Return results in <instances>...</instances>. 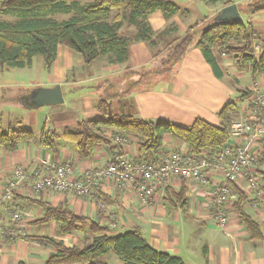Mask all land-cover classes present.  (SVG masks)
I'll return each instance as SVG.
<instances>
[{
  "label": "trees",
  "instance_id": "obj_1",
  "mask_svg": "<svg viewBox=\"0 0 264 264\" xmlns=\"http://www.w3.org/2000/svg\"><path fill=\"white\" fill-rule=\"evenodd\" d=\"M198 1L213 7L218 6L219 9L235 3L234 0ZM246 9L251 14L258 13L264 11V3L257 7L249 3ZM155 13H160L164 20L168 21L179 15L181 9L171 0H95L87 4L77 1L66 3L62 0H0V69L1 71L5 67L31 69L33 60L40 58L45 69L50 72L57 59L59 47H65L72 54L80 55L83 64L88 67L102 59L107 61L108 65L124 64L129 60L131 45L146 43L150 47L153 46L155 33L147 20ZM55 14H73V16L66 21H56L50 18ZM3 16L12 17L14 21H4L1 19ZM213 19L214 17H205L201 24L191 23L185 35L168 41L167 54L157 64L156 69L132 70L129 74L137 75L139 80L142 79L144 83L150 84L152 77L161 78L169 75L173 66L182 61L190 48L196 47L218 79L222 76L218 63L224 56L230 57L238 73L249 69L254 82L260 75H264V40H261V35L241 20L214 24ZM123 28H131L134 32L130 36L124 35L121 33ZM138 83L140 82L128 83L124 90H119L113 80L102 79L95 84L96 87L94 86L97 90L103 88V94L98 97L95 106L99 116L97 119L78 122L76 129L64 128L61 132L49 131L43 124L36 139L30 131L9 126L6 132L0 129V149L6 154H14L21 144L36 142L39 148L55 156L56 142L63 140L74 145L76 157L83 161L93 156L97 146L107 145L112 154L117 152L116 148L111 146V141L103 137V130H110L113 135L120 137L137 139L136 163L153 161L155 153L161 149L165 136L183 142L190 154H199L204 149L225 147L231 122L238 113L234 104L229 103L219 111L218 125L196 119L190 126L180 127L169 122L153 123L133 119L131 115L114 114L112 102L118 101L120 104L121 99L129 97L132 88ZM10 91L4 88L0 93L9 97ZM251 96L252 92H242V97L245 99ZM17 99L16 95L14 100ZM255 109L254 105L248 104V111ZM39 162L32 164L37 170H41ZM252 164L256 169L255 175L264 183V170L261 169L264 166V156H253ZM161 185L155 192V197L160 201L156 207L164 212L178 211L186 215L188 186L185 181L181 180L175 186ZM230 188L237 196L231 213L249 232L250 239H260L259 225L245 210L246 205L251 203L248 201L247 193L241 192L234 185ZM49 192L75 196V193L70 191L50 190ZM42 193L43 191H39L33 194ZM24 194L26 197L15 196V199L9 203L12 211L20 212L24 216L26 209L35 204L39 205L41 218L31 222L30 225L53 223L54 237L32 236L22 231L16 237L3 235L0 244L25 240L48 248L52 253L44 264H109V257H115L121 264H184L179 257L152 248L138 227L133 226L123 233L113 234V230L120 227L114 215L111 217L104 215L102 206L115 205L119 195L115 194L112 198L103 194L100 185L87 196L75 197L86 198L92 195L100 217L112 218L107 226L100 225V219L77 216L65 205L53 207L45 200L33 199L29 197V193ZM84 228L93 236L86 246L69 247L57 239L78 233Z\"/></svg>",
  "mask_w": 264,
  "mask_h": 264
},
{
  "label": "crops",
  "instance_id": "obj_2",
  "mask_svg": "<svg viewBox=\"0 0 264 264\" xmlns=\"http://www.w3.org/2000/svg\"><path fill=\"white\" fill-rule=\"evenodd\" d=\"M173 1L180 7L181 13L168 21L164 20L160 13L149 16L148 24L155 33L153 46L150 47L146 43L131 45L129 60L124 64L108 65L107 61L100 60L88 67L80 63L77 76L70 79V74L74 72L75 55L65 47L58 48L57 59L49 72V80L52 85H59L61 89L77 85L89 89V97L85 98L84 101H80L78 96L75 99L76 113L81 114L85 121L91 117H99L95 106L98 97L103 94V88L97 90L95 84L105 78L113 80L119 90H124L128 83L140 82L132 88L129 97L121 99L120 104L118 101L112 102L114 114L118 116L131 115L133 119L142 121L159 118L161 122L176 125L173 119L179 120L182 117L175 116V114L183 113L185 115L183 117L190 120L186 127L190 126L196 119L218 125L217 114L227 104H234L238 113H243L247 109L249 99L242 97V92L260 90L264 92V75H260L254 82L250 70L247 69L243 73H238L228 56L222 57L218 63L222 75L218 79L196 47L190 48L182 61L173 66L169 75H164L161 78L152 77L150 84L144 83L141 81L142 79L139 80L137 75L129 74L132 70L156 69L157 64L167 54L169 48L166 45L168 41L185 35L191 23L201 24L205 17H215L221 10L218 6L213 7L198 0ZM234 1L242 23L258 32L261 35V40H264V11L251 14L249 10H246L249 0ZM250 15L252 16L250 17ZM133 32L131 28H123L121 31L122 34L128 36L132 35ZM256 51H258V48H256ZM2 87L7 86L0 85V90L4 89ZM8 89L11 90L10 94L15 90L17 92L14 94L22 91L16 94L18 98L20 94H24V91L20 88L8 87ZM11 99L15 101L14 98L11 97ZM235 99L237 102L233 103ZM89 104L90 107H88ZM65 113L63 112V114ZM58 114L63 115L60 111L59 113H52L51 116ZM63 117L60 121L61 127L64 126L65 122ZM132 139L137 141L135 138ZM174 139L176 138H173L172 141ZM261 141L256 145L252 142L249 143L248 139L243 140L242 143L248 149L254 147L252 150L254 156H264V139H261ZM135 145L127 143L122 146V149L125 151L131 150L133 154L137 155ZM56 148L57 154L55 156L47 153L45 149L34 146L33 142L21 144L19 150L14 154H6L0 149V186H4V181L9 176L8 172L14 166L29 165V168H34L35 166L32 164L40 160H50L54 163L80 162L83 168L103 166L115 159V156L122 155L123 152L121 149L116 148L115 150L118 153L112 154L111 150H108V152L105 147L97 146L90 159L80 161L74 153V148L71 149L70 146L58 142ZM256 160L259 161L257 158ZM261 169L264 170V166ZM194 187L188 186L186 215H182L178 211L168 212L166 210L164 212L156 206H142L133 193L113 190L111 184L100 188L103 194L112 196V198L115 194L119 195L118 202L115 205H110L113 209L114 219L120 227L114 229L113 234H118L120 230H127L133 226L138 227L142 234L148 229L149 241L147 242L152 248L179 257L184 264H264V202L258 198L256 192L251 191L246 194L248 201L251 203L246 205L245 210L260 227V239L252 240L249 232L238 221H232L224 231L210 225L207 207L204 205L201 196L196 194L197 190L202 192L206 188L199 186V189H194ZM16 196L26 197L25 194H17ZM29 197L45 200L53 207L60 204L65 205L77 216L100 219V225H109L108 219H105L107 217H100L95 205V198L92 195L86 198H76L71 194L59 195L46 191L34 196L29 195ZM124 198L130 206L122 209L119 206H122L121 201ZM18 203L19 201H17ZM38 206L35 204L29 207L22 216L20 226L24 233L30 227L34 229V226H38L30 225L31 222L41 218V210L36 209L39 208ZM105 213L107 212L105 211ZM25 214L27 215L25 216ZM164 219H169L171 225L168 227H175V232H172L173 229L169 230L168 227L164 226L166 222ZM52 227L54 231V224ZM110 228L112 229V226ZM185 228L200 234V240H198L197 248L194 250L186 243L185 234L189 232ZM165 229L168 230V233L171 232V236L168 235ZM92 238L93 236L84 228L78 233L58 237L57 239L63 241L69 247H83L88 245ZM51 253L50 249L43 248L34 242L17 240L10 244H0V264H18L19 262L44 264ZM193 254H195V257H193ZM108 262L109 264H121L115 257H109Z\"/></svg>",
  "mask_w": 264,
  "mask_h": 264
},
{
  "label": "built area",
  "instance_id": "obj_3",
  "mask_svg": "<svg viewBox=\"0 0 264 264\" xmlns=\"http://www.w3.org/2000/svg\"><path fill=\"white\" fill-rule=\"evenodd\" d=\"M248 103L256 109H245V116L239 114L232 120L223 149H204L199 154H190L183 142L178 139L172 141V137L165 136L153 161L136 163L137 155L122 149L127 143L135 145L136 140L103 130V137L123 151L106 165L83 168L80 162L41 160V170L29 168V165L10 168L4 186H0V239L3 235L16 237L23 231L20 226L22 214L12 211L9 205L17 194L31 195L53 190L70 191L75 196L84 197L98 185L104 188L111 184L113 190L134 193L140 205L154 207L160 202L155 197L156 189L161 184L175 186L181 180L188 186H195L194 189H199V186L206 188L202 192L197 190L196 194L201 196L207 207L210 225L224 231L232 221L237 222L231 213L237 200L230 188L232 185L243 193L255 191L264 202V183L255 175L256 169L252 164L254 147L248 149L242 143L248 139L249 143L256 145L264 139V92L253 91ZM178 144H181V149L177 147L174 150ZM121 203L123 208L130 206L125 198Z\"/></svg>",
  "mask_w": 264,
  "mask_h": 264
},
{
  "label": "rangeland",
  "instance_id": "obj_4",
  "mask_svg": "<svg viewBox=\"0 0 264 264\" xmlns=\"http://www.w3.org/2000/svg\"><path fill=\"white\" fill-rule=\"evenodd\" d=\"M62 1L66 3L77 1L81 4H87L95 0H62ZM241 1H244V0H241ZM249 3L253 4V7L255 6L257 7V6L262 5L264 1L249 0ZM72 16L73 14H70V15L55 14L53 16H50V18L56 21H66V20H69ZM251 16L252 15H250V17ZM1 19L4 21H8V22L14 21V18L9 17V16H3L1 17ZM80 63L83 64V60L80 55L76 54L74 56V72L70 74V79H72V77L74 76H77V73L80 70V66H79ZM49 78H50L49 72L45 69L43 62L40 58H36L33 60L31 69H17V68H9V67H5L4 70L2 71L0 69V85L7 86V87H2V88L15 87V88H20L24 91V94H20L19 98L16 101H12L11 97L15 98L16 97L15 95L21 93L22 91L14 94L15 92H17L15 90L11 94L9 93V97H5L3 96V94L0 93V118H1L0 129L2 132H6L10 126L11 128H14V129L30 131L35 135V139H36L38 138L39 131L43 124L46 125V129L49 131L61 132L64 128L74 130L76 129V124L78 122L85 121L84 117L81 114L76 113V105H75L76 104L75 99L77 98V96L79 97L80 101H84L85 98L89 97L88 92L90 91L85 86L77 85L71 88H62L61 90H62L63 99H64V103L62 105L42 107L36 110L25 109V102L23 101V96L27 95L29 92H31L32 90L36 88H49V86L52 85ZM235 102H237L236 99L234 100L233 103ZM88 107H90V104ZM60 111L62 114L63 112H66V113L63 115L58 114L56 116H51L52 113H59ZM239 114L245 116L247 113L239 112L237 113L236 117H238ZM62 116H64L63 119L65 121L63 127H61V122H60L62 120L61 119ZM157 116L159 117V114ZM175 116L182 117L179 120L173 119L176 125L183 126V127H186L188 125L190 120L189 118H184L183 116L185 115L183 113L175 114ZM95 118L97 119V117H91L89 120H94ZM145 121H151V122L157 123V122H161V119L159 118L158 119H145ZM57 142L59 144H65L67 146H70L71 149L74 148V145L72 143L65 142L63 140H59ZM33 145L37 146L36 142H33ZM101 147H105L107 151L109 150V147L107 145H101ZM177 147L180 150L181 144H178L177 146H175L174 150H176ZM34 195L36 194H33V196ZM30 196H32V194ZM36 209L38 210L39 208H36ZM102 211L103 212L106 211L107 213L105 214H107L109 217L113 215L112 206L108 204L104 205ZM111 220L112 219L110 218L108 219L109 224ZM164 220L166 221L164 226L170 227L171 224L169 223V219H164ZM52 225L53 224L48 223V224L34 226V229L30 227L27 230V232H25V234L54 237ZM169 230H172V232L173 231L175 232V227L169 228ZM185 230L189 232L185 234L187 245L192 247L193 250L196 249L197 242H199L198 240H200V234L198 232L189 230V228H185ZM124 231L126 230L123 229V230H120L119 232L123 233ZM166 232L168 233V230H166ZM168 235L171 236V232H169ZM143 236L147 241H149L148 229L145 230V233L143 234ZM193 257H195V254H193Z\"/></svg>",
  "mask_w": 264,
  "mask_h": 264
},
{
  "label": "water",
  "instance_id": "obj_5",
  "mask_svg": "<svg viewBox=\"0 0 264 264\" xmlns=\"http://www.w3.org/2000/svg\"><path fill=\"white\" fill-rule=\"evenodd\" d=\"M236 4H232L222 8L214 17L213 23H228L240 21ZM25 102V109L36 110L42 107H51L55 105H62L64 103L63 94L59 85L50 88H36L23 96Z\"/></svg>",
  "mask_w": 264,
  "mask_h": 264
}]
</instances>
